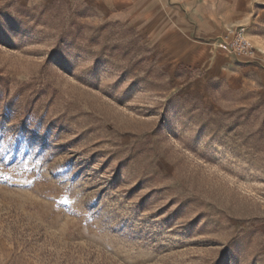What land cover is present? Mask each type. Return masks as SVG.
I'll use <instances>...</instances> for the list:
<instances>
[{"label":"rangeland","instance_id":"rangeland-1","mask_svg":"<svg viewBox=\"0 0 264 264\" xmlns=\"http://www.w3.org/2000/svg\"><path fill=\"white\" fill-rule=\"evenodd\" d=\"M162 1L224 24L173 41L158 0H0V264H264L243 66L264 67V0ZM238 27L254 59L223 46Z\"/></svg>","mask_w":264,"mask_h":264},{"label":"crops","instance_id":"crops-1","mask_svg":"<svg viewBox=\"0 0 264 264\" xmlns=\"http://www.w3.org/2000/svg\"><path fill=\"white\" fill-rule=\"evenodd\" d=\"M183 9L179 5H168L162 0H158L157 3V12L159 14V26L164 28V32L169 33L171 40L176 41L177 38H187V40H199L202 38H207L215 35L220 27L224 24L225 16H210L206 13H203L202 6L200 4L192 3L191 1H185ZM197 9L193 14L192 11ZM205 22L207 27L199 28V22ZM169 36V35H168ZM167 37V36H166ZM170 37V38H171ZM176 38V39H175ZM171 40H168L171 41ZM170 45L174 44L173 47L178 49L177 43H169ZM164 45H168L167 41H164ZM190 50H181L179 54L182 57L186 54L190 55ZM192 56V55H191ZM189 60H192L190 57ZM259 64V63H258ZM250 69L256 70L258 73L264 76V67L260 63V67L256 66L254 63L244 64ZM212 73L208 74L210 77Z\"/></svg>","mask_w":264,"mask_h":264},{"label":"built area","instance_id":"built-area-1","mask_svg":"<svg viewBox=\"0 0 264 264\" xmlns=\"http://www.w3.org/2000/svg\"><path fill=\"white\" fill-rule=\"evenodd\" d=\"M223 46L237 57H244L247 59L255 58V48L246 37L243 29L233 28L227 31L223 37Z\"/></svg>","mask_w":264,"mask_h":264},{"label":"snow or ice","instance_id":"snow-or-ice-1","mask_svg":"<svg viewBox=\"0 0 264 264\" xmlns=\"http://www.w3.org/2000/svg\"><path fill=\"white\" fill-rule=\"evenodd\" d=\"M63 203H65V204H66V203H68V201H67V200H65V201H63Z\"/></svg>","mask_w":264,"mask_h":264}]
</instances>
